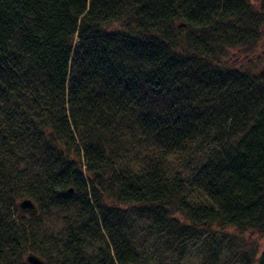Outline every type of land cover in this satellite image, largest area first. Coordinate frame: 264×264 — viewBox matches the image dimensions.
Wrapping results in <instances>:
<instances>
[{
  "label": "trees",
  "instance_id": "obj_1",
  "mask_svg": "<svg viewBox=\"0 0 264 264\" xmlns=\"http://www.w3.org/2000/svg\"><path fill=\"white\" fill-rule=\"evenodd\" d=\"M261 31L250 0H0V264H28V252L47 264H174L212 226L264 237V79L228 56ZM20 106L30 123L11 122ZM15 141L45 160L28 196L6 161ZM171 165L194 168L183 178ZM21 196L36 214L17 204L10 214L5 201ZM121 204L145 215L147 235L167 237L165 253L120 235ZM71 205L78 218L42 251L40 212ZM101 224L118 234L113 255L83 256L105 236ZM254 245L244 264H264V244Z\"/></svg>",
  "mask_w": 264,
  "mask_h": 264
},
{
  "label": "rangeland",
  "instance_id": "obj_2",
  "mask_svg": "<svg viewBox=\"0 0 264 264\" xmlns=\"http://www.w3.org/2000/svg\"><path fill=\"white\" fill-rule=\"evenodd\" d=\"M250 3L254 9H257L260 12H264V0H250ZM251 46L252 48L249 50H245L243 48L236 50L232 49L229 51L228 56L231 60H233V62H236L237 59L243 63V68H248L253 71L254 69H257V67L264 61V33L262 31L257 41H255L254 44H252ZM30 75V79L36 80L35 75H33L32 73H30ZM14 89L16 88L14 87ZM26 92L27 90L25 89L24 93L26 94ZM27 99L31 100L32 97L31 99ZM0 104H4V107H0V118L2 119L4 116V112H2V110L5 109L6 101H0ZM15 112L21 114L19 119H13L11 121L15 125H18L19 123L23 124L25 122L30 123L26 120V117H29L30 115V107L20 106L15 109ZM31 119L33 120H31V124H33L35 121H39L35 117H32ZM35 128H38V125H35ZM208 147L209 145L205 143L204 145L198 148V152H204V149ZM13 148L6 150L5 153H11V156L7 153L6 161L7 164L17 165L18 172H16L14 176V181L20 182V191L23 194L22 196H28L27 194H25L26 189L29 187L28 184H30L27 178L31 176H33L34 178L40 177L43 171V166L45 165V160L44 157H38V159L36 160V156H34V154L37 149L35 150L31 146H29V144L27 145L23 143L22 146H20L18 141H15L13 143ZM31 149L35 150L33 154H31ZM71 157L73 158V164H76L77 161L83 160L76 153H73ZM171 162H173V159ZM171 166L176 169L180 176H184L183 178L189 175V173L194 168V165ZM81 169L83 175L85 176V180H87V185H89V179H87L88 171L86 170L85 165L82 163ZM35 185L36 184L34 183L31 184V186ZM24 187L27 188L23 190ZM21 197L15 199V201H12L11 199H7L5 201V207L9 209V212L12 216H16L15 212L13 211L14 204H17V201ZM101 200L103 203H107L109 198L106 196V194H104ZM118 212L120 213V215L117 216H121L122 230L120 231V235L124 234L126 235V237H133V249L137 247V251L144 252L143 254L148 255L152 253H157L156 255L159 256L165 253L163 251H165L166 245H168L166 241L167 237L159 234L147 235L144 226L149 222L146 220L144 214L139 216V208H134L133 206L130 207L128 206V204H121L120 210H118ZM78 214V208L74 205L65 206L63 208H48L46 209V211L43 210L42 212H40V220L35 222L37 225H35L34 223V228L38 232L35 241L37 244L40 245L41 250L44 252L54 251L52 249L54 246L52 247L51 245H49L47 243V239H50V237L54 236L60 238L63 233L68 232V230L71 228V224L73 223V221L78 218ZM89 216V213L82 212L79 220L87 221V218ZM111 217L113 218L114 214H111ZM30 220L33 221V219ZM101 226L103 227L102 224ZM190 228L193 229L192 226H190ZM101 230L103 231V234L108 238L111 246L109 248L105 246L106 244L104 242V239L106 238L104 236L101 242L86 244V246L88 245L90 251H84L83 256H87L89 254L96 255L99 252L105 254L106 256L113 255L114 251L112 249V240L115 241L117 239L118 234L115 230H104V227L103 229L101 228ZM196 231L198 232V230ZM224 232H227L228 234L225 235ZM238 235L239 234L237 230H234L233 227H223L222 229L221 227L212 226L210 230H200L196 235L193 234V237L190 239L186 248L183 251L181 250V252H176L172 255L171 260H179V262L177 261L174 264H213V250L215 249L217 252L220 253H218L219 258H216L215 264H244V259H242L244 254H250L251 251L255 249V245L253 247L254 243L264 244L262 243L264 242V237H258L253 234H247V232L243 235H240L241 237ZM41 237H44V240L40 239ZM244 238H247L248 240H245ZM41 241H43V243H41ZM230 244H232V246ZM240 244L244 247L245 252H242L243 248L239 247L237 249V252L235 253L234 249L236 245ZM224 245H228L229 249H227L225 246V250L222 252L221 248ZM54 259L56 260L59 258L56 257ZM225 259H228L227 262L225 261ZM57 261L58 260H56V262Z\"/></svg>",
  "mask_w": 264,
  "mask_h": 264
},
{
  "label": "water",
  "instance_id": "obj_3",
  "mask_svg": "<svg viewBox=\"0 0 264 264\" xmlns=\"http://www.w3.org/2000/svg\"><path fill=\"white\" fill-rule=\"evenodd\" d=\"M254 75L264 79V61L255 70ZM17 205L21 211L26 213L36 214L38 211L36 203L29 197L20 198ZM24 258L28 264H47L46 259L34 252H28Z\"/></svg>",
  "mask_w": 264,
  "mask_h": 264
}]
</instances>
